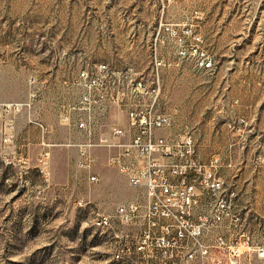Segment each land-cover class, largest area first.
Returning a JSON list of instances; mask_svg holds the SVG:
<instances>
[{"label":"rangeland","instance_id":"1","mask_svg":"<svg viewBox=\"0 0 264 264\" xmlns=\"http://www.w3.org/2000/svg\"><path fill=\"white\" fill-rule=\"evenodd\" d=\"M96 62L159 73L161 107L175 118L163 135L188 126L201 159H221L262 240L264 0H0V264H118L111 234L92 221L143 191L104 150L90 184L79 146L68 145L87 141L68 109L82 92L72 81ZM98 120L105 130L127 115Z\"/></svg>","mask_w":264,"mask_h":264},{"label":"built area","instance_id":"2","mask_svg":"<svg viewBox=\"0 0 264 264\" xmlns=\"http://www.w3.org/2000/svg\"><path fill=\"white\" fill-rule=\"evenodd\" d=\"M200 65L210 68L212 62L203 57ZM72 84L82 92L68 110L82 115L74 125L87 141L68 145L79 146V167L89 183L100 180L96 152L104 150L106 165L143 191L142 198L92 221L113 227L111 259L124 254L136 264H264V235L260 240L254 217L241 211L237 191L220 172L221 159H201L188 126L174 136L159 134L175 125L174 115L161 107L159 73L134 76L96 62L82 68ZM115 108L126 112V124L97 127V119L110 117Z\"/></svg>","mask_w":264,"mask_h":264},{"label":"bare ground","instance_id":"3","mask_svg":"<svg viewBox=\"0 0 264 264\" xmlns=\"http://www.w3.org/2000/svg\"><path fill=\"white\" fill-rule=\"evenodd\" d=\"M105 232L111 234V248H113V245L115 243V236L113 235V227L112 226L101 227V234ZM114 261L120 264H136L134 256L124 255V254H117V258H114Z\"/></svg>","mask_w":264,"mask_h":264},{"label":"crops","instance_id":"4","mask_svg":"<svg viewBox=\"0 0 264 264\" xmlns=\"http://www.w3.org/2000/svg\"><path fill=\"white\" fill-rule=\"evenodd\" d=\"M174 126H175V125H174ZM172 128H173V127H172ZM162 131H163V130H162ZM162 131H160L159 134H163L164 132L162 133ZM176 135H177V134H176ZM173 136H174V135H173ZM113 261H114V259H113ZM116 263H117V262H116ZM118 264H120V263H118Z\"/></svg>","mask_w":264,"mask_h":264}]
</instances>
